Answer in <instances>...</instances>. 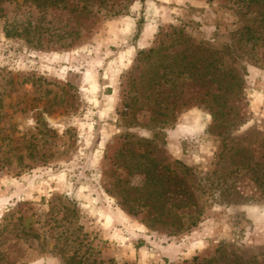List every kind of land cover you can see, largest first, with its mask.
I'll return each instance as SVG.
<instances>
[{
    "label": "rangeland",
    "instance_id": "obj_1",
    "mask_svg": "<svg viewBox=\"0 0 264 264\" xmlns=\"http://www.w3.org/2000/svg\"><path fill=\"white\" fill-rule=\"evenodd\" d=\"M0 264H264V6L0 0Z\"/></svg>",
    "mask_w": 264,
    "mask_h": 264
},
{
    "label": "trees",
    "instance_id": "obj_2",
    "mask_svg": "<svg viewBox=\"0 0 264 264\" xmlns=\"http://www.w3.org/2000/svg\"><path fill=\"white\" fill-rule=\"evenodd\" d=\"M248 5H254V6H264V0H243ZM251 30V27H249ZM248 28V29H249ZM249 39H253V36H251ZM214 62L208 61V64L213 65ZM211 72V71H210ZM229 73H224L222 77H219L220 75H217L214 72V77L216 78L218 85L217 92H215L210 98L209 101L213 102V104H209V108L211 109V113L213 114V117L215 120H222L221 118H225L230 115V110H226L228 105V101L230 96H232V92L235 91L237 87H235L236 82H230L226 78ZM231 77H235V75H231ZM207 95H209V92H207ZM214 101L217 103L215 104ZM216 107V108H215ZM223 118V119H224Z\"/></svg>",
    "mask_w": 264,
    "mask_h": 264
}]
</instances>
